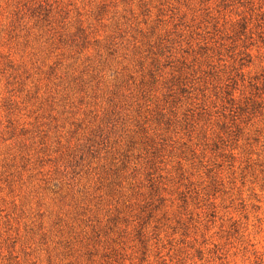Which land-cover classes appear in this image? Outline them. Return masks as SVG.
I'll use <instances>...</instances> for the list:
<instances>
[{
  "label": "rangeland",
  "instance_id": "374dc122",
  "mask_svg": "<svg viewBox=\"0 0 264 264\" xmlns=\"http://www.w3.org/2000/svg\"><path fill=\"white\" fill-rule=\"evenodd\" d=\"M0 264H264V0H0Z\"/></svg>",
  "mask_w": 264,
  "mask_h": 264
}]
</instances>
